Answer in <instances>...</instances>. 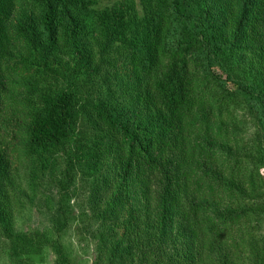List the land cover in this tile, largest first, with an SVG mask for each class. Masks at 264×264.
<instances>
[{
	"label": "trees",
	"instance_id": "obj_1",
	"mask_svg": "<svg viewBox=\"0 0 264 264\" xmlns=\"http://www.w3.org/2000/svg\"><path fill=\"white\" fill-rule=\"evenodd\" d=\"M263 170L264 0H0V264H264Z\"/></svg>",
	"mask_w": 264,
	"mask_h": 264
},
{
	"label": "rangeland",
	"instance_id": "obj_2",
	"mask_svg": "<svg viewBox=\"0 0 264 264\" xmlns=\"http://www.w3.org/2000/svg\"><path fill=\"white\" fill-rule=\"evenodd\" d=\"M262 174L264 175V170L262 171ZM39 181L41 182L40 185L44 183L45 189L51 188L52 193L48 190L49 194L53 197V200L55 202L54 205L58 206V203H56L58 193L55 189L54 183L51 181L49 176L46 175L45 179H40ZM41 191H44L42 186L39 190L38 199H36L34 205L29 204V206H25L24 213L21 216L23 218H20L17 223V231H21L25 234L36 229L44 231L45 227L49 226L50 214L48 215L49 212L47 207L45 206V195L40 194ZM40 202L43 203V206H40ZM73 203L74 202L72 201L71 205ZM41 210L43 214L41 213ZM76 227L77 226L75 225L64 235L60 236L59 248L61 249V252L65 255V257H68L69 264H93L95 256L94 243L88 242L87 240L82 239L80 236H78ZM57 256L58 254L56 253V251L51 250L48 246L44 247L41 251L40 256H36L34 258V264H56Z\"/></svg>",
	"mask_w": 264,
	"mask_h": 264
}]
</instances>
